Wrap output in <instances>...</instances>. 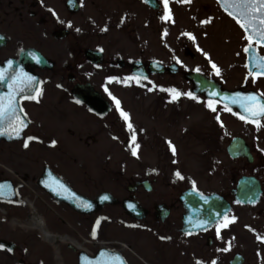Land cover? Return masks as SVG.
<instances>
[{"label":"flooded vegetation","instance_id":"flooded-vegetation-1","mask_svg":"<svg viewBox=\"0 0 264 264\" xmlns=\"http://www.w3.org/2000/svg\"><path fill=\"white\" fill-rule=\"evenodd\" d=\"M167 8L164 0H0V97L13 93L25 124L20 139L0 138V157H31L49 150L65 155L71 149L105 153L101 160L69 159L88 185L99 181L94 167L113 173L116 164L129 165V159L117 163L110 158L119 144L128 153L157 152L159 167L168 152L175 158L178 151L192 149L203 158L201 167H212L219 182V190L205 194H218L224 208L187 209L181 199L195 187L182 189L185 178L177 175L172 191L162 195L156 188L161 167L139 159L141 173L119 171L126 178L115 205L122 210V240L110 239L101 247L90 242L91 250L77 241L47 244L29 229L7 226L0 214V264H53L50 246L59 248L65 264H70L67 257L79 264L82 250L94 256L103 247L120 253L127 264H264V115L257 117L258 127L248 116L241 119L238 109L199 90L216 84L255 94L264 103V72L257 67L264 43L252 40L245 52L247 35L219 0H168ZM165 11L171 14L167 26L162 24ZM166 29L177 32L174 43L167 44ZM214 51H222V62ZM21 70L35 79L13 92L9 85ZM172 89L181 95L173 99ZM210 102L217 105L215 111ZM121 111L128 113L127 121ZM9 123L5 117L0 130L15 135ZM54 172L87 196L107 191L84 193L71 176ZM20 176L0 160V182L10 181L15 189L6 196L9 202L0 199V211L2 206L26 211L21 187L31 178L37 185L40 176ZM108 207L84 216L100 215L110 222ZM221 211L226 214L218 216ZM97 219L93 226L101 225Z\"/></svg>","mask_w":264,"mask_h":264},{"label":"rangeland","instance_id":"rangeland-1","mask_svg":"<svg viewBox=\"0 0 264 264\" xmlns=\"http://www.w3.org/2000/svg\"><path fill=\"white\" fill-rule=\"evenodd\" d=\"M168 9V8H167ZM165 9V10H167ZM166 15H169V12L165 11V17ZM171 16V14H170ZM163 18L162 24L163 26H167V24L171 23L170 19ZM183 25H186L181 21ZM190 24V21L189 23ZM180 29V26L178 30ZM177 32L168 31L166 29L164 33V38L167 39L168 43L171 44L174 43L177 38ZM197 39L194 40L196 42ZM215 45H217L216 40L214 41ZM220 42H218L219 44ZM206 45L211 47V44L205 42ZM217 53L216 55L220 58L219 61H223V54L222 51H214ZM214 73V72H211ZM213 106H217L214 104ZM136 110V109H135ZM209 111V110H208ZM134 113V112H133ZM132 116V115H131ZM135 116V115H134ZM231 131L226 130V134H230ZM210 146L217 149L215 146H213V143L209 144ZM199 150V149H198ZM194 150H190L189 153L186 151H178L177 157H171V155L168 152V158L165 162H162V166H158L159 159L156 157L157 152L154 153H147V152H137L136 155H132V153L124 152L123 151V145L120 146L117 145V149L109 153L113 158V160L118 162L123 161L124 159L130 161L129 165L126 166V168H123L121 164H116L115 167L112 168L113 173L107 172L108 169L111 168H101V167H94L92 168L93 172L94 170L97 171V175L99 177V181H102V183H99V181L89 180V184L87 185L84 182L83 175L79 174V171H74L76 168H74L73 163H70L69 159H79V160H101L104 159L105 153H98L90 152V151H81L79 149H71V151H67L65 155H63L61 152H54L52 150H49L45 153H39L35 152L31 154V157L28 156H21L19 153H16L12 157H8L3 155L0 157V160H2V163L9 168L10 171H18L19 175H24L28 172H30V175H34L35 177L40 176L42 173L43 167L45 164H49L55 171H57L59 174L65 176L66 178L69 176L70 181L77 186V188L84 192L90 194L91 192H95L97 188L99 190L107 189L110 190L116 197L119 199L122 198L124 194V186L126 185V178L121 175V172L123 170H129L131 172H134L135 174L141 173V168L137 166L136 161L139 159H149L151 161L152 167H159L161 170L162 175H160V183L158 186L156 185V188L159 192L164 194H168L172 191V177L175 172L180 173V177L185 178L183 183H181L182 189L188 186H193L197 190H201L203 193H209L212 191L219 190V182L216 175H212V167H201V165L198 163L201 159H203L201 156H199L198 152L196 151L198 155L193 154ZM223 158V155L221 154V159ZM209 159V157H208ZM115 165V164H114ZM131 166V167H130ZM91 169V168H90ZM177 170V171H175ZM106 171V172H104ZM175 171V172H173ZM8 174L10 172L7 170ZM216 174V172H214ZM94 175V173H93ZM20 176V177H22ZM74 176H76L74 178ZM67 178V179H68ZM77 178V179H76ZM32 179V178H31ZM26 181L21 189H22V195L25 197L24 203L26 204V211H19L16 209V207H4L2 206V211H0L2 219L5 221V224L10 227H14V223L17 224V227L29 229L31 232L34 233L36 239H42L45 243L48 240H45L43 236L40 234L39 230L37 228H34L32 226L29 227V225L25 224H19L20 221L17 220H25L27 219L29 213H30V207L27 203V198L31 200L38 213L45 218V225L47 226V229L50 232H54L55 234H60L61 236L69 235L71 238L76 240L81 247L85 248L86 250H91L92 245L90 242H94L93 244H96L97 247H101L104 245H107V241L114 238H119L122 240L125 236V230H123V224L120 221L119 218L122 217V210L120 207H116L115 205H110V207L107 208V211L112 214L113 219L110 222L105 221L100 215L96 216L97 222H101V225L93 226V221H95V218L92 217L87 220V218L84 215H79L76 212L72 211L67 205L63 203H59L55 200H53L49 195H47L42 189H40L35 181ZM78 179H80L78 181ZM113 179V180H112ZM83 180V181H82ZM82 181V182H81ZM92 182H97V184L90 186V184H93ZM94 195V194H90ZM27 197V198H26ZM4 209V210H3ZM6 210V211H5ZM6 212V213H5ZM16 213V214H15ZM27 217V218H26ZM94 218V219H93ZM6 219V220H5ZM63 219H65L66 223L63 222ZM95 232L96 235L93 236L92 233ZM76 242V243H77ZM97 242V243H96ZM68 242L66 241L65 244ZM63 244V243H62ZM53 256V264H65V261L61 258V253L59 254V248H54V246H50ZM68 255V253H66ZM67 257V260L70 262V264H73V259Z\"/></svg>","mask_w":264,"mask_h":264},{"label":"water","instance_id":"water-1","mask_svg":"<svg viewBox=\"0 0 264 264\" xmlns=\"http://www.w3.org/2000/svg\"><path fill=\"white\" fill-rule=\"evenodd\" d=\"M249 35V33H247ZM164 69V68H163ZM190 76V75H189ZM194 79H201L202 77L195 75ZM201 92H205L210 98H218L224 100L226 103L232 107H237L240 112L248 116L247 112L238 103H232V98L237 95L247 96V94H241L238 91H222L219 86L212 84L206 87H200ZM78 95V94H77ZM0 138L5 140H15L21 138L20 135L9 136L6 133L0 134ZM39 186H41L46 192H48L55 200L58 202H63L69 205L75 211L83 214H93L102 210L106 205H114L117 203V198L113 196L110 192H103L99 194L96 198H89L85 195L80 194L75 191L66 181L56 175L48 166L45 167L42 177L38 181ZM14 186L10 181L0 182V199L10 200L6 197L8 195L14 194ZM105 197H107L105 199ZM182 202L184 206L189 208H202L205 210H218L224 208L223 201L218 194L205 195L197 190L190 189L186 191L182 197ZM247 201V200H244ZM90 204L91 207L85 208L83 204ZM205 215H212L208 213H203ZM226 214L221 211L218 216H223ZM79 264H127L124 258L119 253H114L107 249H101L94 257H88L84 252L80 253Z\"/></svg>","mask_w":264,"mask_h":264},{"label":"snow or ice","instance_id":"snow-or-ice-1","mask_svg":"<svg viewBox=\"0 0 264 264\" xmlns=\"http://www.w3.org/2000/svg\"><path fill=\"white\" fill-rule=\"evenodd\" d=\"M221 7L224 8L225 12H227L230 16H233L237 22L240 24V27L244 29L247 35V40L249 41V47L244 49L245 52L250 50L251 42L255 38L258 43H264V0H220ZM165 8L167 9L168 0H164ZM166 19H170L171 16L166 15ZM190 38L195 39L191 33H185ZM207 55V53H205ZM12 62L9 61V64ZM213 69L216 71L217 74L220 73V69L213 64ZM257 67L264 72V58H261V62L257 65ZM255 75V73H253ZM0 79H4L2 73H0ZM34 77L29 76L27 73H24L22 70L20 73L14 75L12 77L13 83L9 85L10 88L13 89V92L19 90V85L25 82H32L34 81ZM37 95H39V89L36 90ZM174 93L173 99L177 96L181 95V93L177 92L175 89L170 90ZM187 95H191L188 93ZM31 99H36V96L29 97ZM113 99H115L113 97ZM232 103H238L241 107L245 109L248 114V118H250L252 123L257 124L259 127V120L257 117L264 115V103L258 101L257 96L255 94L248 95V96H240L237 95L236 97L232 98ZM117 108H119V101H116ZM208 107L215 111L213 104L210 102ZM7 109V111H5ZM121 116L125 121L128 120V113L121 111ZM7 117L10 121L9 127L13 134L19 136L21 129L25 126L23 120L21 119L20 115L18 114V110L15 105L14 95L10 93L7 98L0 97V121L4 120ZM241 119H246L245 116H240ZM219 119V117H217ZM247 122V121H246ZM14 125V126H13ZM129 129H132V125L128 124ZM0 134H4L2 130H0ZM29 140L34 139L33 137H29ZM133 140H135V135H133ZM55 141H53V144ZM27 147V142L24 144ZM138 147V145H136ZM174 151V149H173ZM133 155H136L135 149H133ZM176 175L180 177V173L177 172ZM181 179L183 177H180ZM107 197H105L106 199ZM85 208L91 207L90 204H83ZM235 219V218H233ZM227 226V222L224 224ZM217 233H219V229H217ZM93 236L96 235L95 232L92 233ZM4 245L0 244V248H3Z\"/></svg>","mask_w":264,"mask_h":264},{"label":"bare ground","instance_id":"bare-ground-1","mask_svg":"<svg viewBox=\"0 0 264 264\" xmlns=\"http://www.w3.org/2000/svg\"><path fill=\"white\" fill-rule=\"evenodd\" d=\"M28 204L31 207L33 205L31 200H28ZM32 213L33 214H31V216L28 219L21 221V223H23V224L26 223L29 226L37 228L45 240H48L49 242L53 243L54 245H57L55 243L58 242L59 240L60 241L76 242L73 238H71L68 235L59 236L58 234L50 232L48 229H46L43 218L41 216L37 215L36 212L34 211V209L32 210ZM77 246H79V244Z\"/></svg>","mask_w":264,"mask_h":264}]
</instances>
